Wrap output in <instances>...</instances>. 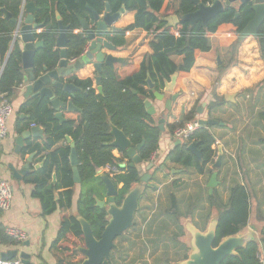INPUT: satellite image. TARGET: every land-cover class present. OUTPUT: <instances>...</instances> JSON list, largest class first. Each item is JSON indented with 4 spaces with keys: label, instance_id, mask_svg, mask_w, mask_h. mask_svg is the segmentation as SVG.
Wrapping results in <instances>:
<instances>
[{
    "label": "trees",
    "instance_id": "trees-1",
    "mask_svg": "<svg viewBox=\"0 0 264 264\" xmlns=\"http://www.w3.org/2000/svg\"><path fill=\"white\" fill-rule=\"evenodd\" d=\"M27 1H33L38 7L35 19L43 27L41 32L36 33V39L43 41V46L35 55L36 74L41 73L45 67L48 70L55 69L61 60L60 49L57 47L58 14L64 25L69 27L66 46L69 60L81 57L86 50L87 40L81 30L78 17L91 18L88 5L100 14L105 12L107 2L110 3L113 13L120 11L123 5L127 11L135 12L133 23L122 31L110 35V40L117 47L126 45L128 31L143 28L152 32L149 43L152 52H147L141 62L128 61L119 72L104 66L101 74L103 93L97 91L91 78L68 79L79 88L74 97L70 98L62 91H57V94L65 102L72 101L80 111L65 110L64 122L55 118V111L47 98L35 97L21 107L20 113L25 114L27 118L19 120V124H22L19 132L29 128L30 124L42 125L45 129L43 144L28 145L23 152L50 150L42 167L32 169L24 177V182L34 185L33 195L40 199L44 214H50L57 209L66 214L50 250L56 256L58 264H77L84 259L83 253L77 249L79 245H83L84 236L73 211L76 183L73 180L70 162L71 144L63 147L56 145L67 137H71L72 142L75 143L81 183L87 187L80 193L77 211L90 222L94 235L100 238L108 220L106 209L99 207L96 202L100 189L106 190L103 180L97 175V170L107 164L123 162L126 158L125 152L121 158L113 154L115 147L109 144L113 140L110 133L112 125L122 129L131 139L133 146L144 142L138 153L142 161L152 162V157L160 148L161 129L157 118L147 112L145 101L155 98L154 90H162L165 79L170 80L174 73H178L180 77L188 75L198 57L217 64L219 58L220 71L235 65L238 47L241 44L238 42V37L255 13L252 2L233 4L225 7L204 24L200 20L191 23L181 18L196 11L199 3L211 4L213 0H199V3L195 0ZM23 2L24 0H0V68H3L0 77V95H5L10 101L14 89L24 80L23 49L16 38L17 26L13 21V18L20 16ZM2 8H6L12 14V18H6ZM171 15H177L180 21L171 25L164 19ZM256 39L264 63V21L258 28ZM149 77L155 84V89L148 88ZM213 93L216 101L208 106L211 118H214L213 108L226 103L225 97L219 96L215 89ZM197 108L196 104L184 116V120L169 123L167 128L171 134L184 121L194 119ZM257 117L264 129V111H259ZM212 127L213 125L201 127L189 141V143L193 141L198 143L201 158L188 149L189 143L184 141L170 151L165 161L170 160L179 165L185 173L193 170L197 174L211 176L214 171H219L220 168L211 167L216 162L218 154L213 148L216 139L211 131ZM261 141H264V137ZM165 161L163 164L166 165ZM138 165L131 167L127 163L123 173L115 177L116 186L122 184L117 197L118 204L132 187L141 182L142 175ZM54 175L55 181L52 180ZM184 184L185 181L174 178L164 187V193H159L155 204L140 209L142 225L138 232L143 233L144 238L134 242L138 245L139 253L131 258L130 264L140 262L146 264L144 254L148 250L150 257L155 255V264H173L186 259L189 247L182 241L185 234L182 220L186 218H192L195 222L196 216L199 215L204 222L202 225L197 222L195 224L205 230L212 211L217 209L219 223L215 246L222 238L236 234L248 225L251 216V195L248 187L242 182L234 181L226 201L221 198L217 189L211 194L209 189L202 186L189 195L179 196L178 193ZM152 188L158 190L157 185ZM56 192L59 195L58 200L55 198ZM206 201L212 208L207 210L208 212L204 206ZM1 213L2 211L0 216ZM136 226L137 222L134 223V227ZM5 229L0 223L1 244L17 245L18 243L5 233ZM68 233L73 234L78 241L72 242L67 239ZM261 241H264V238ZM259 246L260 243L250 242L239 249L237 255L228 256L222 264H263L259 258ZM158 251L161 253L156 255ZM116 254L121 258L124 257L122 248ZM106 264L115 263L108 261Z\"/></svg>",
    "mask_w": 264,
    "mask_h": 264
},
{
    "label": "crops",
    "instance_id": "crops-1",
    "mask_svg": "<svg viewBox=\"0 0 264 264\" xmlns=\"http://www.w3.org/2000/svg\"><path fill=\"white\" fill-rule=\"evenodd\" d=\"M236 4L239 5V3ZM168 17H165L164 19L167 20ZM134 20L135 12L126 10L114 25L119 28H125L133 23ZM42 30L43 27L37 29L36 33H39ZM256 37L257 36L249 35L242 41H238L241 44L238 47L237 62L227 70L220 71L216 62L203 57H198L194 67L188 75L183 77L178 75L176 91L180 93V96L172 103V108L170 110L166 108L165 101L171 97V94L165 93L162 101L157 98L149 99L156 108V114L154 115L155 118L159 120L161 117H164L166 120L164 123L165 130L161 132L160 148L154 155V161H152L155 164L154 169H147L149 162L143 161L138 165L141 175L149 172L153 177L151 180V186L146 190V194H149L148 191L150 189L153 190L152 187L154 185L158 186V191L153 190L150 200H147L145 203H143L142 200L146 194L143 196L140 201V209L155 204L159 192L163 193L165 190L164 187L184 171L179 165H176L170 160L165 161L170 151L176 147L173 148V145L178 140L173 137L168 130L167 125L169 123L184 120V116L190 112V110L196 105V101L200 98L202 99L200 106H203V108L205 107V113L200 115L197 108L195 117H199L200 119L208 118V106L210 103L216 101L213 93L214 89L219 96L225 97V94L227 93L236 94L234 102H228L226 100L225 104L215 106L212 111L215 119H220L224 122V125L216 124L211 128L216 139V142L213 145V148L218 151L216 157L219 156L218 147L222 146L223 149L222 164L219 167L220 170L217 171L218 176H220L221 173H223V176L225 177L231 174V183L224 184V186L230 189L234 181L238 180L234 176H239L240 169L242 168V170L249 175L250 182H254L252 177L255 175L260 177V179L255 182V185L258 183L264 184V141H261V138L264 137V129L257 117L259 111H264V63L260 55ZM16 38L19 40L23 49L24 43L20 40L19 36ZM151 38L152 32H148L143 28H135L126 33V45L124 47H117L116 50L103 48V52L124 59L123 62H119L115 65V70L119 72L126 62L133 61L139 63L147 52H152L149 44ZM76 60H69V66L74 64ZM27 75L28 72L24 70V77ZM96 76L97 73L94 64L93 62H90L79 69H73L70 75L61 78V80L68 82V79L73 77L79 79L91 78L94 81V87L98 91ZM24 93L25 83L23 80V83L14 89L11 96L14 112L8 120L9 134L4 139L0 140V178L9 180L14 188L12 205L10 209L2 211L0 223H2L5 228L20 227L24 229L28 234V238L15 246L1 244L0 251L18 249L30 253L32 255V260L36 261V263L58 264V260L51 252L50 246L57 238L63 218L66 214L62 213L60 209H57L50 214H44L40 199L33 195L34 185L26 183L24 180L19 181L13 178L12 172L9 169L10 163L14 164L16 167H21L25 162L26 157L31 153H35L32 169H34V166L37 164H39L38 168H40L46 160V155L50 152V150H42L41 152L38 150L28 151L27 153L23 152L28 145L43 144L45 129L42 125H40V127L44 129L43 137L26 140L21 154L18 155L15 152L17 137L20 136L22 132L29 130L34 126L33 124H30L29 128L19 132V127L22 126V124H19V120L27 118L25 114L20 113L21 107L27 101L39 97H25ZM69 97L73 98L70 95ZM245 99L250 101V103L243 104ZM50 106L52 107L51 104ZM183 107H185V110ZM65 110L67 109H64V111ZM227 113L228 119L224 117ZM22 115H24V117H22ZM67 144H71L68 138L60 141L56 147H63ZM123 153L122 150L116 147L113 150V154L116 157H122ZM124 159L127 163H130L127 156ZM164 161L166 163V169H163L162 167L165 165L163 164ZM102 168L103 167L98 168V176L105 173ZM212 168H214V166ZM158 169L159 171H157ZM197 175L200 179H206L207 181L208 178L210 179L211 177L208 174ZM232 176L234 178H232ZM52 180L55 181V177ZM121 187L122 184L117 186L118 189ZM84 188L87 187H84L81 182L76 183L74 187L73 211L75 214H78V200L80 193ZM219 192H221V190ZM55 195L56 200H58V192H56ZM97 198L107 201L108 197L106 196V190L101 188L100 195H98ZM140 209L137 212L136 217L138 213L140 214ZM260 210L261 211L257 212V216L254 213V208L251 203L250 220L256 217L258 220L264 221V207ZM197 213L199 214V212ZM141 216L142 215L140 214L139 222L135 217V222H137L135 231L125 235L121 241L117 240V243L122 247L124 257L121 258L114 253L112 259L113 263L130 264L131 258L138 255L139 248L134 242H138L139 239L144 238V234L138 232L140 225H142ZM195 222L202 225L204 219L200 218L198 215L195 218ZM67 239L72 242L78 241L71 233H68ZM130 244L131 247H126ZM261 248L262 245L260 243L259 256L264 264V254L262 253ZM149 252L150 250L144 254V261L146 264H155V255L150 257ZM160 253L161 251H158L156 255Z\"/></svg>",
    "mask_w": 264,
    "mask_h": 264
},
{
    "label": "water",
    "instance_id": "water-1",
    "mask_svg": "<svg viewBox=\"0 0 264 264\" xmlns=\"http://www.w3.org/2000/svg\"><path fill=\"white\" fill-rule=\"evenodd\" d=\"M195 2L199 3V0H195ZM249 2L253 3L252 8L255 15L239 35L238 41H242L249 35L257 36L258 28L264 21V0H213L211 4L199 3V8L196 11L183 15L181 19L188 20L191 23L200 20L206 24L209 19L223 11L225 7L236 3L246 4ZM88 9L91 13V18L78 17L81 30L84 32L87 40L86 50L83 55L78 58L74 64L69 66V59L66 53L69 27L64 25L58 14L59 32L57 47L60 49L61 60L57 68L48 70L45 67L43 72L39 74L34 72L35 55L43 46V41L36 39V30L42 27V24L38 23L35 19V13L38 7L33 1L24 0L20 16L18 18H13L17 26L16 37L19 36L20 40L24 43L22 66L24 70L28 72V75L24 77V96L47 98L56 112L55 118L60 122L66 120L64 117V109L68 111H80L72 101L65 102L57 94V91H62L74 97L75 91L79 89L74 83L69 81L64 82L61 78L70 75L73 69H79L87 63L93 62L97 73L96 83L98 85V91L103 93L101 74L104 66H109L112 70H115V65L124 61L123 58L104 53L103 48L109 50L117 49V46L110 40V35L124 29L116 27L114 23L126 11L125 6L123 5L120 11L115 13L112 12L109 2L106 3L105 12L102 14L89 5ZM2 10L6 18H12V14L6 8H2ZM167 20L171 25H174L180 21V17L171 15ZM218 64H221L219 58ZM2 72L3 68L0 69V77ZM147 81L149 89H155V84L150 77ZM177 81L178 73H174L170 80L165 79V86L162 90L155 89L153 92L155 98L160 101L164 99L165 93L171 94V97L165 101V106L168 110L172 108V103L180 96V93L176 91ZM235 96L236 94L234 93H227L225 94V99L228 102H234ZM145 106L150 115L156 114V108L152 101L147 99L145 101ZM183 108L185 110V107ZM198 113L203 115V106L198 107ZM22 117H24V115H22ZM165 120L164 117L158 120L161 132L165 130ZM200 123L203 127L216 124L224 125V122L211 117L200 119ZM110 133L113 140L109 144L125 152L130 160L129 166L133 167L143 162L138 151L143 146L144 142L140 145L133 146L131 139L125 132L114 125H112ZM43 135L44 129H42L40 125H34L29 130L22 132L21 135L17 137L15 152L20 155L26 140L43 137ZM67 138L71 142L70 162L73 171V180L75 183H80L82 178L79 172V160L76 146L75 143L71 141V137ZM180 144H182V141L178 139L173 145V148ZM188 149L201 158V151L198 149V143L196 141L190 142L188 144ZM218 149L219 156L213 165L214 168H219L222 164V146H219ZM34 155L35 153H31L26 157L21 167H16L12 163L9 164V169L12 172L13 178L19 181L24 180V177L32 171ZM154 165V162H150L147 169L151 170ZM121 166L125 168L127 164L122 163ZM38 167L39 164L34 166V168ZM162 167L166 169V165ZM100 177L105 184L106 196L108 199L106 201L96 197V202L99 207L106 209L108 222L101 237L97 238L93 233L90 222L81 214H75L77 221L81 225L84 236L83 245L77 247V249L83 253L84 259L77 264H105L107 259H113V251L120 249L117 239L122 237L134 226L136 214L140 209L141 198L147 188L151 186L150 181L152 179V175L149 172L142 175L141 182L132 187L125 194L122 202L118 204L117 197L119 195V189L114 179L107 173L101 174ZM218 183V172L214 171L207 184L210 193H212ZM218 223L219 212L217 209L212 211L205 230L199 228L192 218L183 219L182 224L184 225L185 234L182 237V241L189 247L188 257L184 260L174 262L173 264H222L228 256L237 255L238 250L244 248L250 242L261 243V240L264 238V221H258L256 218H252L242 231L222 238L215 246ZM17 256L22 258L23 264H43L36 263V261L32 260V255L25 251H20L18 249L0 251L1 259H12Z\"/></svg>",
    "mask_w": 264,
    "mask_h": 264
},
{
    "label": "built area",
    "instance_id": "built-area-1",
    "mask_svg": "<svg viewBox=\"0 0 264 264\" xmlns=\"http://www.w3.org/2000/svg\"><path fill=\"white\" fill-rule=\"evenodd\" d=\"M74 60L76 59H72L70 61ZM13 112L14 108L12 102L5 95H0V140L4 139L9 134L8 120L12 116ZM201 127L203 126L200 123V118L195 117L194 119L184 121L183 124L176 127L172 135L175 139H180L182 142L186 141L189 143L193 134ZM119 158H121V156H119ZM153 159L154 156L152 157V161H154ZM122 163L127 164L125 160L117 164H107L103 166V172L115 179V177L123 173V170L125 169L122 168ZM13 197L14 188L12 183L7 179L0 178V211L10 209ZM5 233L17 243H21L28 238L27 232L20 227H8L5 229ZM0 264H23V261L19 256L12 259L0 258Z\"/></svg>",
    "mask_w": 264,
    "mask_h": 264
},
{
    "label": "rangeland",
    "instance_id": "rangeland-1",
    "mask_svg": "<svg viewBox=\"0 0 264 264\" xmlns=\"http://www.w3.org/2000/svg\"><path fill=\"white\" fill-rule=\"evenodd\" d=\"M215 68H216V66H215ZM201 101H202L201 98L196 101V104L199 107L201 105ZM249 103H250V101H248L247 99H245V101L243 102V104H249ZM204 113H205V109H204ZM224 117H226V119H228L227 118L228 117V113ZM216 159H217V157H216ZM157 171H159V169ZM218 177H219L218 178L219 183L214 189H217L219 191L221 190V192L218 191V193L221 196V198L224 201H226L228 199V197H229V191H228L229 188L224 186V184H228L229 182L231 183V174L225 177V176H223V173H221L220 176H218ZM234 177H236V179H238L239 181L243 182V184H245L248 187V189L250 191V195H251V203H252L253 208H254V213L258 216L257 212L261 211L260 209L264 207V184L263 183H258V184L255 185V182L258 181L260 179V177L253 175L252 179L254 180V182H250L249 181V175L246 174V172L243 171L242 169H240V175L239 176L236 175ZM234 177L232 176V178H234ZM176 178H179V179L185 181V184H184L183 188L178 193L179 196L189 195L190 192L192 193L195 190H197V188L199 186H202L205 189H209V187L207 186V184L209 182V178H208V181L206 179H200L198 177V175L193 170H191L190 172H187V173H185L183 171L182 173L177 175ZM150 183H152V182L150 181ZM148 192H149V194L147 193L146 196H144V198L142 200L143 203H145L147 200H150V197L152 195L153 190L150 189ZM213 192L214 191H212V193ZM159 193L162 194L161 192H159ZM204 196L206 197V190H204ZM204 206H205V208L208 211H209V209L210 210L212 209L207 201L205 202ZM136 219H137L138 222L140 221V214L139 213H138ZM258 221H260V220H258ZM134 231H135V227L133 226L121 238H118V240L121 241L122 238L125 237V235H127V234H129L131 232H134ZM261 245H262V248H261L262 250L261 251L264 254V241H261ZM129 246L131 247V244L126 246V247L129 248Z\"/></svg>",
    "mask_w": 264,
    "mask_h": 264
},
{
    "label": "flooded vegetation",
    "instance_id": "flooded-vegetation-1",
    "mask_svg": "<svg viewBox=\"0 0 264 264\" xmlns=\"http://www.w3.org/2000/svg\"><path fill=\"white\" fill-rule=\"evenodd\" d=\"M197 226H198V225H197ZM199 228H200V227H199ZM119 238H121V237H119ZM117 240H118V239H117ZM118 245H119V244H118ZM119 246H120V245H119ZM121 248H122V247L120 246V249H119V250H114V251H113V255H114V253H116L117 251H120ZM108 261H112V260H108V259H107V260L105 261V264H106Z\"/></svg>",
    "mask_w": 264,
    "mask_h": 264
}]
</instances>
